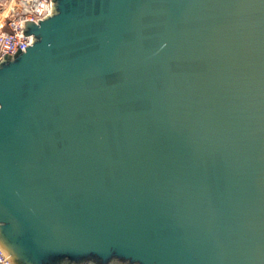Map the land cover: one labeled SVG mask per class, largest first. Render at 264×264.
I'll use <instances>...</instances> for the list:
<instances>
[{
	"label": "water",
	"instance_id": "water-1",
	"mask_svg": "<svg viewBox=\"0 0 264 264\" xmlns=\"http://www.w3.org/2000/svg\"><path fill=\"white\" fill-rule=\"evenodd\" d=\"M22 22L31 44L0 58L11 264H264V0H52Z\"/></svg>",
	"mask_w": 264,
	"mask_h": 264
},
{
	"label": "built area",
	"instance_id": "built-area-1",
	"mask_svg": "<svg viewBox=\"0 0 264 264\" xmlns=\"http://www.w3.org/2000/svg\"><path fill=\"white\" fill-rule=\"evenodd\" d=\"M51 10L52 0H0V58L25 50L26 44H31L32 35L23 34L22 21L37 22ZM0 264H11L1 250Z\"/></svg>",
	"mask_w": 264,
	"mask_h": 264
}]
</instances>
